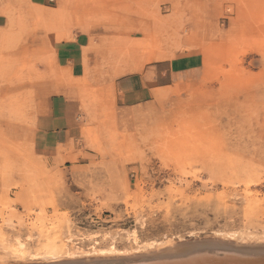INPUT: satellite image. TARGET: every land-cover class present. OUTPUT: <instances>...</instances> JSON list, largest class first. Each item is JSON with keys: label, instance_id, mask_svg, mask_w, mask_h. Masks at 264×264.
Listing matches in <instances>:
<instances>
[{"label": "rangeland", "instance_id": "obj_1", "mask_svg": "<svg viewBox=\"0 0 264 264\" xmlns=\"http://www.w3.org/2000/svg\"><path fill=\"white\" fill-rule=\"evenodd\" d=\"M34 6L0 0V264L263 242L264 0ZM61 93L78 136L55 147Z\"/></svg>", "mask_w": 264, "mask_h": 264}, {"label": "bare ground", "instance_id": "obj_2", "mask_svg": "<svg viewBox=\"0 0 264 264\" xmlns=\"http://www.w3.org/2000/svg\"><path fill=\"white\" fill-rule=\"evenodd\" d=\"M212 239V238H211ZM234 240V239H232ZM231 240V241H232ZM135 243L137 238L134 237ZM221 240L192 242L186 244L148 245L144 252L137 247L135 253L107 250L89 251L87 253H68L66 261L52 264H264V241L251 244L249 241L238 243ZM95 243V242H94ZM185 243V242H184ZM253 243V242H252ZM19 247L22 244L18 241ZM96 249V248H95ZM77 250V249H76ZM139 250H141V253ZM73 251V250H72ZM93 253V254H92ZM98 257L92 258L91 255ZM83 255V256H82ZM41 259L42 256H31ZM53 257V256H52ZM34 260V261H35ZM43 260V259H41ZM47 262L48 260H44ZM31 264V263H30ZM37 264V263H35ZM40 264V263H38ZM45 264V263H44Z\"/></svg>", "mask_w": 264, "mask_h": 264}, {"label": "crops", "instance_id": "obj_3", "mask_svg": "<svg viewBox=\"0 0 264 264\" xmlns=\"http://www.w3.org/2000/svg\"><path fill=\"white\" fill-rule=\"evenodd\" d=\"M30 1L33 5L45 6L49 0ZM55 52L62 60L76 58L78 57V41L56 45ZM73 102L70 94L67 93H61L50 100L51 113L47 119L49 128L44 131V134L55 147L66 145L71 136H78V104Z\"/></svg>", "mask_w": 264, "mask_h": 264}]
</instances>
